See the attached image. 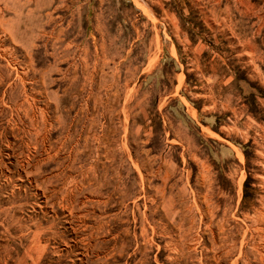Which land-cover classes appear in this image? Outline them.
Returning a JSON list of instances; mask_svg holds the SVG:
<instances>
[{
  "label": "rangeland",
  "instance_id": "374dc122",
  "mask_svg": "<svg viewBox=\"0 0 264 264\" xmlns=\"http://www.w3.org/2000/svg\"><path fill=\"white\" fill-rule=\"evenodd\" d=\"M0 264H264V0H0Z\"/></svg>",
  "mask_w": 264,
  "mask_h": 264
}]
</instances>
